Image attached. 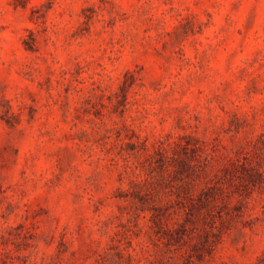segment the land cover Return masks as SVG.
I'll use <instances>...</instances> for the list:
<instances>
[{"label": "rangeland", "instance_id": "rangeland-1", "mask_svg": "<svg viewBox=\"0 0 264 264\" xmlns=\"http://www.w3.org/2000/svg\"><path fill=\"white\" fill-rule=\"evenodd\" d=\"M131 134L264 174V0H0V264H256L264 188L211 256L168 253L119 197Z\"/></svg>", "mask_w": 264, "mask_h": 264}, {"label": "trees", "instance_id": "trees-1", "mask_svg": "<svg viewBox=\"0 0 264 264\" xmlns=\"http://www.w3.org/2000/svg\"><path fill=\"white\" fill-rule=\"evenodd\" d=\"M27 1L13 0V4L23 7ZM135 78L126 72L119 89L122 98L126 99ZM125 139L127 154L137 164L133 168L126 166L134 178L133 186L119 197L128 198L136 209L149 212L151 229L168 253H174L177 246L189 245L184 252L194 253L197 260L211 256L223 234L244 221L247 199L253 191L264 188V174L258 164L252 166L244 158L230 159L212 172L210 154L188 138L152 145L151 150L146 140L134 134ZM148 169L156 171L158 179L148 180L144 174ZM243 184L245 188L240 190ZM7 260L3 262L26 264L24 256L8 255ZM256 264H264V250Z\"/></svg>", "mask_w": 264, "mask_h": 264}]
</instances>
